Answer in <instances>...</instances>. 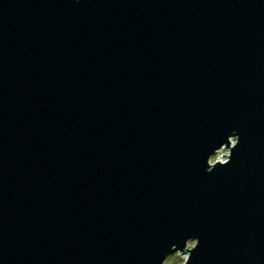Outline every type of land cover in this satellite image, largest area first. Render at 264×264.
I'll use <instances>...</instances> for the list:
<instances>
[{"label":"water","instance_id":"obj_1","mask_svg":"<svg viewBox=\"0 0 264 264\" xmlns=\"http://www.w3.org/2000/svg\"><path fill=\"white\" fill-rule=\"evenodd\" d=\"M176 253L264 264V0H0V264Z\"/></svg>","mask_w":264,"mask_h":264},{"label":"rangeland","instance_id":"obj_2","mask_svg":"<svg viewBox=\"0 0 264 264\" xmlns=\"http://www.w3.org/2000/svg\"><path fill=\"white\" fill-rule=\"evenodd\" d=\"M232 143H235V140H232ZM229 153H230L229 148L221 149L217 154H215L212 157L211 163H215L216 161H221V160H224V161L227 160ZM193 245H194V242L189 243V247H192ZM186 258H187L186 255H183L181 253H176L168 257L165 264H184Z\"/></svg>","mask_w":264,"mask_h":264},{"label":"bare ground","instance_id":"obj_3","mask_svg":"<svg viewBox=\"0 0 264 264\" xmlns=\"http://www.w3.org/2000/svg\"><path fill=\"white\" fill-rule=\"evenodd\" d=\"M222 162H224V160H221Z\"/></svg>","mask_w":264,"mask_h":264}]
</instances>
